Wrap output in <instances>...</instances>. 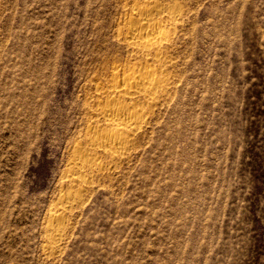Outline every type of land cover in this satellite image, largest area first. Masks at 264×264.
<instances>
[{
	"label": "rangeland",
	"instance_id": "1",
	"mask_svg": "<svg viewBox=\"0 0 264 264\" xmlns=\"http://www.w3.org/2000/svg\"><path fill=\"white\" fill-rule=\"evenodd\" d=\"M133 1L0 0V264H264V0H186L140 147L69 186Z\"/></svg>",
	"mask_w": 264,
	"mask_h": 264
},
{
	"label": "bare ground",
	"instance_id": "2",
	"mask_svg": "<svg viewBox=\"0 0 264 264\" xmlns=\"http://www.w3.org/2000/svg\"><path fill=\"white\" fill-rule=\"evenodd\" d=\"M186 6V0H134L126 9L124 25L117 28L116 36L130 54V64L108 62L111 66L104 76L106 81L100 80L101 86L92 96L96 104L90 115L95 124L86 126L89 128L84 144L74 147L77 149L69 169V186L83 190L80 186L89 184L88 174L117 167L140 147L139 140L155 108L170 96L175 84L170 51L173 37L184 22ZM61 198L47 219L54 244L64 241L66 212L77 201L73 193Z\"/></svg>",
	"mask_w": 264,
	"mask_h": 264
}]
</instances>
